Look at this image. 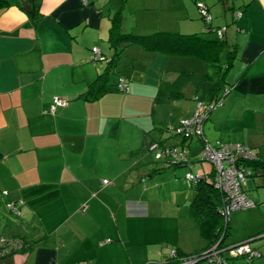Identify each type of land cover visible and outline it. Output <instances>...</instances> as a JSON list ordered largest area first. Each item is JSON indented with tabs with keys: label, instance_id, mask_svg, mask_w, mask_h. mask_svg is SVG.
Returning <instances> with one entry per match:
<instances>
[{
	"label": "crops",
	"instance_id": "crops-1",
	"mask_svg": "<svg viewBox=\"0 0 264 264\" xmlns=\"http://www.w3.org/2000/svg\"><path fill=\"white\" fill-rule=\"evenodd\" d=\"M35 1L37 24L22 0L0 9V237L30 242L0 264H166L173 249L185 256L207 248L190 213L193 188L157 156L159 141L181 142L168 128L205 105L207 65L128 45L118 67L129 76V93L117 89L113 74L108 92L91 101L85 93L106 66L93 62L92 47L112 55L111 18L123 1V30L137 34L202 32L196 3L205 2L239 50L232 88L205 136L245 143L264 162V0ZM238 9L245 11L239 18ZM56 95L68 104L52 113ZM194 143L190 161L201 148ZM245 188L257 205L232 213L224 244L249 240L261 255L227 264H264V173Z\"/></svg>",
	"mask_w": 264,
	"mask_h": 264
},
{
	"label": "trees",
	"instance_id": "trees-1",
	"mask_svg": "<svg viewBox=\"0 0 264 264\" xmlns=\"http://www.w3.org/2000/svg\"><path fill=\"white\" fill-rule=\"evenodd\" d=\"M221 1L225 2L226 0ZM22 2V7L35 21V24H37L41 14L36 1L22 0ZM199 3H204L205 6H207L209 15H205L201 12ZM10 4L11 3L9 2V0H0V9H5ZM196 4L200 17L206 24V28L202 32L157 30L149 34H137L134 32H126L123 30V1L121 6L118 8V10H116L111 18V27L109 29L108 42L111 48H113L112 55L106 56L102 53L100 47H92V50L94 47H98L101 51L102 56L101 59H96L94 54L95 52L93 50V62L105 60L106 66L104 70L99 74L96 81L90 85L89 89L85 93V98L92 101L105 95L108 92L110 78L113 74H117L118 77L116 84L117 89L125 94L129 93V76L123 74L124 71L118 67V64L124 53L125 47L128 45L136 44L148 52H160L165 53L169 56L176 57H192L205 62L208 68L206 80L212 83L205 106L211 105L213 102L217 103L219 100L224 101L225 96L230 92L232 88V84L229 83L228 77L229 73L235 65L239 50L237 46L229 44V42L225 39L227 25H215L213 23L214 17L211 13L210 7L202 1H198ZM244 12L245 11L243 9H238L237 11H234V15L235 17L239 18L244 14ZM223 27H226V30L223 33V37H221L219 36L218 31ZM212 35L214 37H211ZM121 82L124 83L122 85L124 89H122L121 87ZM197 108L195 109V111L197 110ZM214 109L215 108H212V110L210 109V112L207 114V118L204 120L202 134L192 133L189 135H185L178 132L180 130L179 128L183 125L182 120L191 118L195 111L190 117L181 119L178 125L168 128L169 132L181 138L180 143L171 145L173 147L182 146L188 149V160L186 163H172V160L169 157L165 156L170 167L179 168L183 165H187L189 167L192 166L193 162L189 160V152L193 149L192 144L194 142H198L202 150L203 148H205L207 143L213 146H218L219 143H238L243 145L244 147H248L249 149H251L257 157L250 160L240 157L237 162L238 164L251 170L252 173L250 174L248 180L250 179V177L258 174L259 171H262L264 173V162L261 160L259 152L254 148L242 142H218L217 144H213L205 136V123ZM158 143L160 144L159 146L161 148L165 147V144L163 142L159 141ZM201 156H203V153L201 154ZM161 169L162 168L155 169L153 170V172L159 173ZM186 174L185 179L188 185L195 191V197L190 204L191 216L201 229L203 237L206 238L209 242L208 247L202 249L199 252H203L215 244H218L219 246L225 245L224 239L226 238L229 230V221L228 223H226L223 215L219 212V208L222 206L224 192L216 186L215 168L212 167L210 171L202 172L201 174H203L204 176L203 179L196 183H190L186 178ZM27 246H30V242L25 237H19L17 239L13 238L4 242H0V249L2 250L0 251V260L17 251L25 250ZM177 254L178 256H183V254L178 250ZM191 254L192 253H190L189 255ZM176 262H178V258L172 257L171 260H168L166 264H172ZM151 263L163 264L160 262H148L145 264ZM86 264L97 263L89 261Z\"/></svg>",
	"mask_w": 264,
	"mask_h": 264
},
{
	"label": "built area",
	"instance_id": "built-area-1",
	"mask_svg": "<svg viewBox=\"0 0 264 264\" xmlns=\"http://www.w3.org/2000/svg\"><path fill=\"white\" fill-rule=\"evenodd\" d=\"M201 7V12L205 15H209L207 6L204 3H199ZM226 27L221 28L218 33L219 36L223 37V33ZM94 54L96 59H101V51L98 47H94ZM124 83L121 82V87ZM122 89H124L122 87ZM223 103L219 100L217 103L213 102L211 105L202 106V103H198V108L194 112L191 118L182 120V127H180V134L189 135L192 133H203L204 120L207 118V114L210 109L216 108ZM68 104V99L66 97L56 95L53 98V103L51 105V112H55L58 107L66 106ZM203 157L202 160H207L213 164L215 168V178L216 186L224 192V197L222 201V206L219 208V212L223 215L226 223L231 218L234 211L239 209H248L255 207L257 203L249 197L245 187L248 183V178L252 173L249 168H246L238 164L240 157L245 159H255L256 154L241 144L236 143H219L218 146H213L209 143L206 144L205 148L202 150ZM188 149L182 146H170L165 145L164 148L158 150L157 156H167L172 160V163H186L188 160ZM203 174L195 173L193 171H188L186 178L190 183H196L203 179ZM104 184L109 183L108 179L103 180ZM8 206L15 211V213L20 214V210L13 203L9 202ZM6 239L0 237V242H4ZM110 240V239H108ZM0 251H2L0 249ZM261 255L260 251L253 248L250 245V241H242L236 244H225L218 245L215 244L207 250L199 253H194L191 255L178 256L177 251L173 249L172 257L178 258L177 264H195L202 260H207L215 264H227L230 258L243 257L249 260L257 258Z\"/></svg>",
	"mask_w": 264,
	"mask_h": 264
},
{
	"label": "rangeland",
	"instance_id": "rangeland-1",
	"mask_svg": "<svg viewBox=\"0 0 264 264\" xmlns=\"http://www.w3.org/2000/svg\"><path fill=\"white\" fill-rule=\"evenodd\" d=\"M219 3V2H218ZM219 7H220V4H219ZM207 71H208V68H207ZM200 76V74H199V72H196V74H195V77H196V79L198 78ZM204 82H206L207 83V85H208V83H209V85H210V88H211V86H212V83L210 82V81H204ZM210 91V90H209ZM205 94V93H204ZM204 96V98L202 97V99L205 101V103L207 102L206 100H207V97H206V95H203ZM226 97V96H225ZM199 102V101H198ZM221 105H223V104H221ZM220 105V106H221ZM219 106V107H220ZM209 125L207 124L206 125V132L205 133H207L208 131H209ZM210 139H211V137H209ZM211 142H213V143H215V141H212V139H211ZM193 145V147H194V145H195V143H193L192 144ZM192 152H194V155H191V161L193 162V164H194V169H193V172H195V173H197L198 171H204V170H207V171H210V169L213 167L212 166V164H211V162H209V161H207V160H204V161H198L197 162V160H198V156H200L201 154H202V150H201V148L199 149V148H197V149H194ZM196 152H199L197 155H195V153ZM201 157H203V156H200V158ZM171 170H180V172H182V174H184L183 175V177H185V172H186V170H187V167H180V168H171ZM182 177V176H181ZM109 180V179H108ZM184 181H185V178H184ZM187 189V188H186ZM246 189V188H245ZM188 190V189H187ZM190 190V189H189ZM195 192V191H194ZM165 198H166V196H165ZM168 198V197H167ZM166 212H167V210H166ZM235 212V211H234ZM149 261H146L145 263H148ZM152 264V263H151Z\"/></svg>",
	"mask_w": 264,
	"mask_h": 264
},
{
	"label": "clouds",
	"instance_id": "clouds-1",
	"mask_svg": "<svg viewBox=\"0 0 264 264\" xmlns=\"http://www.w3.org/2000/svg\"><path fill=\"white\" fill-rule=\"evenodd\" d=\"M250 209V208H249ZM240 210V209H239ZM230 221V220H229ZM176 250V249H175ZM173 251V250H172ZM177 251V250H176ZM172 255V254H171ZM171 258H172V256H171ZM202 261H204V260H202ZM200 262V261H199Z\"/></svg>",
	"mask_w": 264,
	"mask_h": 264
}]
</instances>
